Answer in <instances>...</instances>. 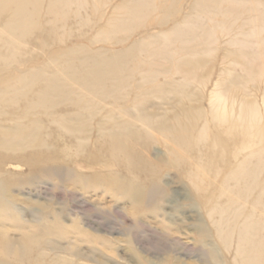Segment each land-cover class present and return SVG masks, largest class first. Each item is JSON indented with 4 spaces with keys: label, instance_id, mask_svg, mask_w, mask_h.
<instances>
[{
    "label": "bare ground",
    "instance_id": "1",
    "mask_svg": "<svg viewBox=\"0 0 264 264\" xmlns=\"http://www.w3.org/2000/svg\"><path fill=\"white\" fill-rule=\"evenodd\" d=\"M108 3L112 16L102 10ZM88 13L99 16L91 40L0 78V264H9L5 257L30 259L54 241L66 242L72 253L82 244L114 253L110 240L78 221L67 225L47 217L27 223L16 207L21 188L15 174H3V164L28 168L26 182L33 188L42 178L73 179L87 190L98 181L135 208L159 212L168 193L144 151L160 137L177 155L172 166H183L181 174L204 202L215 237L233 258L223 262L216 245L198 251L209 264H264V0H0V76L22 63L27 39L38 31H49L40 43L46 48L72 20L86 23ZM142 30L146 34L136 37ZM219 38L225 39L224 69L205 109L204 72L213 69ZM254 91L262 96L261 106ZM212 123L222 129L216 137ZM94 129L106 148L102 154L94 150L92 162L105 171L80 179L57 163L73 147L59 150L53 142L76 140L80 152ZM213 140L218 155L230 161L215 166L211 150L193 160L195 147ZM199 230L204 238L212 234L201 225Z\"/></svg>",
    "mask_w": 264,
    "mask_h": 264
},
{
    "label": "rangeland",
    "instance_id": "2",
    "mask_svg": "<svg viewBox=\"0 0 264 264\" xmlns=\"http://www.w3.org/2000/svg\"><path fill=\"white\" fill-rule=\"evenodd\" d=\"M111 7L112 6L108 3L105 8H102V10L105 11V16L114 15V10L112 11ZM84 18L86 23H90L88 28H86L87 25H85V22L83 24L80 20H72V22L69 23L70 26H67L68 28L65 29L66 31H57L52 39L53 42L46 48H42L40 43L42 41L41 38L44 40L48 37L49 31L44 33L38 31L36 36L33 35L30 37L31 39H27L25 52L20 55V62L22 63L15 64L8 72H2L3 74L0 78L7 77L8 75L6 76V74L16 69H22L24 67L29 69L34 65L32 64L34 63L33 61H35V64L49 61L51 59L50 56L54 54L57 49L64 50L72 44L91 40L95 36V30L99 24V16L98 14L92 16L88 13ZM91 18L93 21L90 20ZM153 30L154 29L149 30L148 33L155 32ZM137 33L136 37L138 38L146 34L145 30ZM63 39H66L65 42ZM38 42L39 44H37ZM224 42V38H219L220 45L215 59L213 58L215 60V63L213 62V69L211 68L209 73V70L204 72L205 76L207 75L208 77L206 86L204 88L202 87V95L205 96V102L203 104L205 109L210 108V95L215 89L220 74L224 69L223 56L226 52ZM95 46L96 45L92 46L91 49L94 50ZM96 47L98 48L99 45ZM111 48L114 49V47ZM30 61H32V63ZM208 69H210V67H208ZM262 90H264V86H262L261 91ZM253 94L258 104L261 106V94L255 91ZM196 106L197 104L193 105L194 108ZM3 124L7 123L3 122ZM220 129L221 128L217 124L212 123L210 129L211 135L216 137L215 135H217ZM76 142V140L70 138L53 142V144L58 146L57 148H59V150L65 149L66 145L74 149L70 157H65L66 159L61 158L57 163L64 164L63 166H67L70 170L72 169L75 171L80 175V179H89L90 177L88 176L103 173L105 171V166L97 162H92V159L95 153H99V151H101V154L103 153L102 149L106 148V144H104L105 140L103 138L101 139L94 129L91 139L88 141L89 143H85V146L80 152H76ZM214 142L215 140L202 142L197 145L193 150V160H195V157L206 158L208 150H211L210 152H212V154L209 152L208 157L214 162L215 166L219 163H228L230 161L227 159L229 155H218L220 149ZM165 143L166 141L160 137L159 141L152 143L150 148L144 151L145 157L161 171L158 182L163 188L166 187L165 189L168 193V198L161 202V209L159 212H154L153 209L139 210L135 208L130 200L117 197L107 192L98 184V181L95 187L88 189L89 191L84 189L81 184H73V179H67L65 182L59 183L55 179L42 178L39 186L33 188L26 182L29 175L28 168L22 166L21 163L11 161L8 163L9 165H6L7 163L3 164L4 166H2L3 169L1 170L3 174L4 172L6 173V171H11V173L15 174V180L18 182V187L21 188V191L16 193V207L21 211L20 213L25 220H27V223L36 224L37 221L39 223L41 219L47 217H57L60 220L62 219L67 225H71L72 222L78 221L77 223H80L84 229L110 240L113 244L115 253L110 255V253L107 254V252L100 251V254L98 250L92 249L87 244H82L83 247L80 245L78 249L72 253L70 246L66 242L54 241L52 244L49 242L48 245L35 249V253H33L34 256L32 255L33 257L30 259L20 262L14 257H5L4 260L9 262V264H209L205 256L198 250H209V248L216 245L215 247L218 248L223 262H230L233 258L232 252L230 253L225 250L215 237V232H213L215 231L214 226L207 216L204 202L200 200L201 198L193 189L189 178L182 176L181 172L183 166H172L170 160L177 155H171L170 149L166 145L167 143ZM13 163L19 164L22 167L10 165ZM184 167H190V164L184 165ZM151 182L152 181L149 180L146 181L148 184H151ZM80 217L82 219H79ZM199 225L211 231V236L204 238L201 232H199ZM165 235L166 237L164 238ZM18 236V234H12L11 238L19 242L22 239ZM31 259L32 261H29ZM65 261L67 262L65 263ZM68 261L70 263H68Z\"/></svg>",
    "mask_w": 264,
    "mask_h": 264
}]
</instances>
